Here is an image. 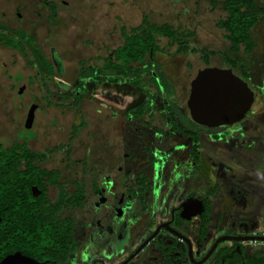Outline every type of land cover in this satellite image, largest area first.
Instances as JSON below:
<instances>
[{
	"label": "flooded vegetation",
	"instance_id": "1",
	"mask_svg": "<svg viewBox=\"0 0 264 264\" xmlns=\"http://www.w3.org/2000/svg\"><path fill=\"white\" fill-rule=\"evenodd\" d=\"M61 4L41 0L27 21L16 13L23 30L0 25L32 46L39 6L56 20ZM26 50L38 65L39 53ZM55 51L40 59L52 83L1 90L0 253H10L0 263L18 253L40 264H264V243L237 241L264 236V173L253 166L264 162V52L239 74L221 68L254 101L240 122L209 128L168 99L170 65L160 57L182 60L177 48L133 66L145 70L140 86L129 74L97 81L81 74L82 61L66 83ZM107 56L96 58L102 74ZM100 85L118 89L122 107L96 98ZM32 237L33 256L23 253Z\"/></svg>",
	"mask_w": 264,
	"mask_h": 264
},
{
	"label": "rangeland",
	"instance_id": "2",
	"mask_svg": "<svg viewBox=\"0 0 264 264\" xmlns=\"http://www.w3.org/2000/svg\"><path fill=\"white\" fill-rule=\"evenodd\" d=\"M37 0H0V22H4L10 29L23 30L27 24H23L16 13L22 14L24 20L32 19V14L37 12L34 6L39 5ZM65 4L58 6V18H50L48 11H43L39 6L35 41L32 43L35 51L39 53V67L36 58L23 56L11 52L6 48L0 49V102H4L5 96L1 92L5 87L38 85L40 83H52L46 76L40 59L51 61V49L59 55L66 67L64 82H74L78 71L79 62L85 63V68L94 67L99 70L102 65L100 60L111 51L122 45L120 29L126 30L140 25L142 17L146 16L149 23L158 25L167 24L174 30L193 31L195 36L189 40L190 47L207 52L224 54L231 61H235L236 73H240L238 65L247 64L257 60L264 52V26L257 25L251 33L255 47L250 54H245L243 48L237 54L230 52V44L224 40L223 30H219L216 24L226 18V13L220 10V3L224 0H64ZM217 5L215 6L214 5ZM4 14V16H2ZM31 30H33L31 28ZM56 33V34H55ZM55 35V36H54ZM157 43L165 54L173 55L176 45L170 46L166 39L157 38ZM28 49V48H27ZM30 52V50L28 51ZM66 52V53H65ZM31 53V52H30ZM56 57V55L54 54ZM159 58V56H158ZM45 59V60H46ZM161 62L169 64L167 69L172 78L173 91L168 94L169 101L179 102L186 108L189 95L190 82L196 77L199 70L205 67L201 54H186L182 60H168L160 57ZM208 68H223L227 66L221 55L208 59ZM176 63L172 66L171 64ZM226 63V64H225ZM35 65V70H33ZM43 67V69L41 68ZM262 73V71H261ZM263 75V74H262ZM264 76V75H263ZM75 78V79H74ZM45 79V80H44ZM73 80V81H70ZM63 81V80H62ZM252 85V84H251ZM122 89L126 88L124 85ZM252 87H254L252 85ZM4 91V90H3ZM118 89L98 86L94 96L106 99L108 104L119 107L126 99L119 100ZM104 92V94H103ZM119 100V101H118ZM106 103V104H107ZM122 107V106H120ZM188 111V109L186 108ZM262 170L261 165H253ZM264 188H259L263 193ZM264 215V210L262 211ZM264 247V246H263Z\"/></svg>",
	"mask_w": 264,
	"mask_h": 264
},
{
	"label": "trees",
	"instance_id": "3",
	"mask_svg": "<svg viewBox=\"0 0 264 264\" xmlns=\"http://www.w3.org/2000/svg\"><path fill=\"white\" fill-rule=\"evenodd\" d=\"M255 1L256 0H225L220 3V10L227 15L224 20L216 24V27L219 30H223L224 40L229 42L230 52L232 54L239 53L242 48L244 53L250 54L255 47V43L251 37V29L259 24H264V4H257ZM120 33L123 39L122 46L118 47L111 55L106 57L105 64L102 68L103 74H105L107 78L102 76L103 74L99 72L100 70L95 69H82L81 74L86 72L97 81H106L110 83H116L119 76L129 74L131 77L134 76V80L131 83L134 86H140L142 81L138 75L144 73L145 70L142 68H133V66L145 65L148 61L150 66L155 62L154 55L164 52L157 43V38L166 39L168 43H170V46L176 45L177 54H201L202 61L205 64H208V59L210 57L221 55L231 68L234 69L237 66L235 61H231L224 54L191 48L190 42L188 41L194 38L195 34L193 31L187 30L180 32L174 30L167 24L157 25L149 23L146 16H143L139 26L131 28L128 31L122 26ZM0 42L4 43V46L8 48L20 51L23 55H26L27 48L30 52H33L34 49V47L31 46L32 40L29 39L25 33L23 34L16 30H7L3 25H0ZM114 77H116V80ZM137 110L138 113L148 112L149 108L147 103ZM33 240L34 238L32 237L23 251L26 255H31L33 253L31 252ZM9 253L10 252L0 253V261Z\"/></svg>",
	"mask_w": 264,
	"mask_h": 264
},
{
	"label": "water",
	"instance_id": "4",
	"mask_svg": "<svg viewBox=\"0 0 264 264\" xmlns=\"http://www.w3.org/2000/svg\"><path fill=\"white\" fill-rule=\"evenodd\" d=\"M253 101V93L247 83L231 69L212 67L198 71L190 84L186 102L190 117L195 123L214 128L243 120ZM247 240L264 243V236H249L237 241ZM0 264L40 263L17 253L8 256Z\"/></svg>",
	"mask_w": 264,
	"mask_h": 264
},
{
	"label": "crops",
	"instance_id": "5",
	"mask_svg": "<svg viewBox=\"0 0 264 264\" xmlns=\"http://www.w3.org/2000/svg\"><path fill=\"white\" fill-rule=\"evenodd\" d=\"M130 30V29H129ZM128 31V30H127ZM123 42V41H122ZM122 46V45H121ZM70 81H73V80H70ZM259 170V169H258ZM259 173H264V162H263V166H262V170H259L258 171ZM262 187L264 188V184L262 185ZM260 194V193H259ZM257 200V203L260 205V203H259V200H258V198L256 199ZM259 208V207H258ZM258 211H260V210H257V213L256 214H258ZM262 212V211H261Z\"/></svg>",
	"mask_w": 264,
	"mask_h": 264
}]
</instances>
